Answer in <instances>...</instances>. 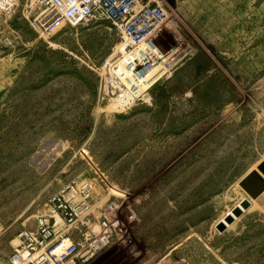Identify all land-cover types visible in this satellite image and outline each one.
<instances>
[{"label":"rangeland","instance_id":"obj_1","mask_svg":"<svg viewBox=\"0 0 264 264\" xmlns=\"http://www.w3.org/2000/svg\"><path fill=\"white\" fill-rule=\"evenodd\" d=\"M107 2L46 33L0 7V264L79 183L41 264H264V0Z\"/></svg>","mask_w":264,"mask_h":264},{"label":"built area","instance_id":"obj_2","mask_svg":"<svg viewBox=\"0 0 264 264\" xmlns=\"http://www.w3.org/2000/svg\"><path fill=\"white\" fill-rule=\"evenodd\" d=\"M16 2L0 0V7L12 10ZM108 5L107 0H36V9L42 11L32 21L40 32H51L62 25L76 26L86 20L102 19L111 8ZM89 190L87 183L67 184L50 196L45 209L34 217V229L18 233L8 264H41L44 258L37 252L51 242L58 225L64 227L77 217L86 204ZM53 251L49 250L48 255Z\"/></svg>","mask_w":264,"mask_h":264},{"label":"water","instance_id":"obj_3","mask_svg":"<svg viewBox=\"0 0 264 264\" xmlns=\"http://www.w3.org/2000/svg\"><path fill=\"white\" fill-rule=\"evenodd\" d=\"M169 4L173 3V0H167ZM257 171L264 177V160L261 161L257 166H256ZM249 203L246 200H242L239 202L238 207H235L231 210L230 216H227L224 218V222L227 225H230L232 223V220L235 218H238L241 214L242 211L246 210L248 208ZM232 215V216H231ZM220 228L219 231L221 232L223 230V225L219 224Z\"/></svg>","mask_w":264,"mask_h":264},{"label":"bare ground","instance_id":"obj_4","mask_svg":"<svg viewBox=\"0 0 264 264\" xmlns=\"http://www.w3.org/2000/svg\"><path fill=\"white\" fill-rule=\"evenodd\" d=\"M31 8V6L29 7V9ZM147 41H148V39H147ZM128 42V41H127ZM143 43L141 44V45H139V49H141L143 46ZM127 48V47H126ZM138 49V50H139ZM128 52V51H127ZM129 53V52H128ZM129 54H132V53H129ZM121 62V61H120ZM135 63L136 62H134V64L132 65V67L135 65ZM151 64V63H150ZM160 66V63L159 64H157V65H153V67L156 69V72L159 70V66ZM125 66V65H124ZM127 67V66H126ZM129 67V66H128ZM117 70H119V67H118V69ZM116 70V71H117ZM134 73H133V72ZM131 72H132V77L135 79V80H139V79H141V81H143L144 80V76L142 75V70L140 69V70H134L133 68H131ZM161 73H163V72H161ZM114 74H115V76H116V78L118 79V78H120V76H118L115 72H114ZM160 73H158L157 75H159ZM157 75H156V77H157ZM154 78H155V76H153ZM120 80H121V82H123V80H122V78H120ZM149 80V79H148ZM126 81V82H125ZM123 83L126 85V84H129V82L127 81V80H125ZM113 83L114 82H111V84H112V88H116L118 91H119V95L117 96V97H115L114 99H117V100H119L118 98H119V96L121 95V93L123 94L124 92H121V90L120 89H118L120 86H121V83H119V82H116L117 84H116V86H114L113 87ZM131 87V86H130ZM125 95H127V94H125ZM129 101H131V100H129ZM248 202V201H247ZM249 208V207H248ZM247 208V209H248ZM246 209V210H247ZM230 216V215H229ZM232 216V215H231ZM223 225V224H222ZM231 225V224H230ZM223 227H224V225H223ZM67 242V241H66Z\"/></svg>","mask_w":264,"mask_h":264}]
</instances>
